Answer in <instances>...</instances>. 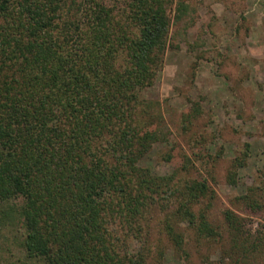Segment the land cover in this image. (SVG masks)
<instances>
[{
    "label": "trees",
    "instance_id": "trees-1",
    "mask_svg": "<svg viewBox=\"0 0 264 264\" xmlns=\"http://www.w3.org/2000/svg\"><path fill=\"white\" fill-rule=\"evenodd\" d=\"M107 1L0 0V202L19 200L2 217L38 264H169V249L187 260L188 229L219 244L216 264H264V211L254 229L231 208L216 222L206 177L140 164L164 138L142 113L152 101L138 104L161 66L169 0ZM191 7L178 1L174 20ZM240 197L251 215L264 205L254 187Z\"/></svg>",
    "mask_w": 264,
    "mask_h": 264
},
{
    "label": "rangeland",
    "instance_id": "rangeland-1",
    "mask_svg": "<svg viewBox=\"0 0 264 264\" xmlns=\"http://www.w3.org/2000/svg\"><path fill=\"white\" fill-rule=\"evenodd\" d=\"M119 1L107 2L118 6ZM178 1L192 7L174 20ZM168 12L171 26L161 66L140 90L138 104L141 108L152 101L142 113L151 116L154 127L162 128L164 138L153 144L140 164L160 174L175 172L181 181L206 177L215 193L210 217L221 223V211L231 208L249 214L254 229L264 205L251 215L240 196L254 187L264 200V0H169ZM245 148L242 163L233 164ZM186 157L190 162L184 167ZM17 201L0 202V264H38L20 243L19 221L2 217ZM192 232L188 229L187 260L174 258L171 249L165 260L209 264L205 259L209 252L216 264L219 244H196ZM130 248H138L136 239Z\"/></svg>",
    "mask_w": 264,
    "mask_h": 264
}]
</instances>
